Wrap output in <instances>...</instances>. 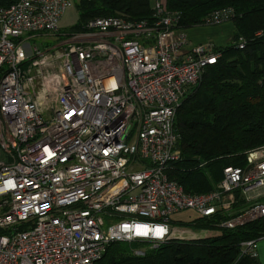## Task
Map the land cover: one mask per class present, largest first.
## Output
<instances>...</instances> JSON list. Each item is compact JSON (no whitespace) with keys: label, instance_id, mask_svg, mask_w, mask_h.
Listing matches in <instances>:
<instances>
[{"label":"built area","instance_id":"built-area-1","mask_svg":"<svg viewBox=\"0 0 264 264\" xmlns=\"http://www.w3.org/2000/svg\"><path fill=\"white\" fill-rule=\"evenodd\" d=\"M71 4L0 6V264H94L115 242L209 236L173 226L185 210L219 229L264 218V145L208 192L168 176L181 157L178 108L218 62L217 45L193 44L155 0L152 20L96 17L52 50L30 46L61 30ZM231 14L215 11L204 25ZM256 246L243 242L242 255L256 257Z\"/></svg>","mask_w":264,"mask_h":264},{"label":"trees","instance_id":"trees-1","mask_svg":"<svg viewBox=\"0 0 264 264\" xmlns=\"http://www.w3.org/2000/svg\"><path fill=\"white\" fill-rule=\"evenodd\" d=\"M15 1L0 0V6ZM154 4V0H80L76 24L61 31H86L91 19L102 16L152 20ZM165 5L185 29L203 26L215 11H232L231 42L216 46L221 54L218 62L183 99L175 120L181 157L171 163L168 176L187 192L204 193L216 187L226 167L244 166L247 153L264 145V38H255L264 29V0H166ZM240 38L247 40L241 49ZM178 225L216 233L172 239L155 248L143 242H115L94 264H260L241 251L243 242L264 236V218L234 229H219L214 219L203 217ZM138 248L146 253L135 254Z\"/></svg>","mask_w":264,"mask_h":264},{"label":"crops","instance_id":"crops-1","mask_svg":"<svg viewBox=\"0 0 264 264\" xmlns=\"http://www.w3.org/2000/svg\"><path fill=\"white\" fill-rule=\"evenodd\" d=\"M76 14H77V20H78V11L75 13V10L73 9V5L71 4L67 8L66 12L64 13L61 19L60 25L63 27H66L68 25H72L74 22H77L73 20V17ZM227 23H225V25L224 24L221 25V28L201 27V26L192 27L188 29L189 39L193 44H199L207 40H212L217 46L226 45L225 43L228 40V38L230 39V42H231L233 32H234V29L231 27V25ZM256 249H257L256 258L258 262L260 264H264V236H262L261 238L257 240Z\"/></svg>","mask_w":264,"mask_h":264},{"label":"rangeland","instance_id":"rangeland-1","mask_svg":"<svg viewBox=\"0 0 264 264\" xmlns=\"http://www.w3.org/2000/svg\"><path fill=\"white\" fill-rule=\"evenodd\" d=\"M71 1H72L73 9L75 10V13H76L77 12V2H79L80 0H71ZM161 1L163 3L166 2V0H161ZM73 20L77 21V14L74 15ZM75 24H76V22H74L72 25H68L66 27L61 26V29L62 30H68L71 27H73ZM227 24H230L231 27L234 29V24L232 22H228ZM201 27H218V28H221V25H203ZM71 33L72 32H68V31L64 32V31L60 30L58 32L49 33V34H42V35L39 34L35 38L29 39L28 43L30 46L36 45L43 50H47V49L52 50V48H55L59 45H63V42H65L67 39L70 38ZM228 42H230L229 38L225 44H227ZM196 217H197V214L194 211L185 210V211H181V212H178V213L172 215L171 219H172L173 226L179 227V226H181V225H178L179 221H189V220H192ZM184 227H187V226H184ZM191 228L193 229V231L196 230L193 227H191ZM217 232H219V231H217ZM214 233H216V232H209V235L214 234ZM202 236L205 237V232H202L200 237H202Z\"/></svg>","mask_w":264,"mask_h":264}]
</instances>
